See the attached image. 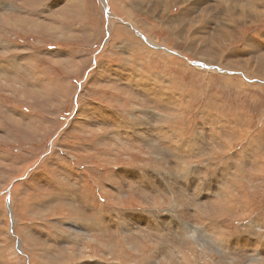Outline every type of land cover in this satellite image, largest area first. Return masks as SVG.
I'll use <instances>...</instances> for the list:
<instances>
[{
  "label": "rangeland",
  "instance_id": "rangeland-1",
  "mask_svg": "<svg viewBox=\"0 0 264 264\" xmlns=\"http://www.w3.org/2000/svg\"><path fill=\"white\" fill-rule=\"evenodd\" d=\"M119 1L0 0V264H264V0Z\"/></svg>",
  "mask_w": 264,
  "mask_h": 264
},
{
  "label": "snow or ice",
  "instance_id": "snow-or-ice-1",
  "mask_svg": "<svg viewBox=\"0 0 264 264\" xmlns=\"http://www.w3.org/2000/svg\"><path fill=\"white\" fill-rule=\"evenodd\" d=\"M61 2L63 3L64 0H61ZM14 63H16V58H12L8 61H0V71L9 70L10 66ZM88 115L92 118L93 123H100V122L109 123V121H104V120H102V118H100L96 115H93L91 113H89ZM117 134L118 133H115V132L111 133V135H117ZM108 138L109 137L105 136V137H102L101 139H108ZM171 159H172V157L169 156V160H171ZM190 171L194 173L196 171H199V169L191 168ZM188 173H189V170L186 169L184 171V173H182L181 178H183V176L187 175ZM32 179L34 182L38 183L41 186L46 184L49 188L53 189V193L47 199L46 203H53V202H56L59 200H64V199L70 198L69 194L55 180L48 179V178H41L40 176H34V177H32ZM189 190H190V186H189Z\"/></svg>",
  "mask_w": 264,
  "mask_h": 264
},
{
  "label": "bare ground",
  "instance_id": "bare-ground-1",
  "mask_svg": "<svg viewBox=\"0 0 264 264\" xmlns=\"http://www.w3.org/2000/svg\"><path fill=\"white\" fill-rule=\"evenodd\" d=\"M23 4H25V3H23ZM23 4H22V5H23ZM252 5L255 6L253 3H252ZM1 8H2V7H1ZM3 9H5V8H3ZM3 9H2V13H3V15H0V16H1V17H0V21L5 22V23H8V24H12V21H11V20H14L12 17H13L14 15H16V14L5 12V11H3ZM14 11H15V10H14ZM187 12H188V14H189V12L191 13L192 11H188V10H187ZM110 18H111V17H110ZM107 19H108V18H107ZM175 19H176L178 22L181 21L180 19H177V18H175ZM216 19L219 21V17H216ZM170 22H171V23L174 22L172 18L170 19ZM187 22H188V21H185V23H187ZM192 22H193V21H192ZM192 22H190V23H192ZM190 23L188 24V26H187L188 28H187L186 31H189V29H190ZM0 24H1V23H0ZM2 24H3V23H2ZM13 24H15V23H13ZM176 24H178V23H176ZM218 25H219V24H218ZM11 26H13V25H11ZM115 27H116V26H115ZM119 29H120V28H119ZM123 29H124V28H121L122 31H123ZM173 29H174V28L172 27L171 30L173 31ZM185 29H186V27H185ZM18 30H19V29H18ZM171 30H170V31H171ZM118 32H119V30H118ZM123 32H125V30H124ZM120 33H121V32H120ZM126 33H127V32H126ZM126 33H125V34H126ZM128 33H130V32H128ZM128 33H127V34H128ZM188 33H189V32H188ZM119 35H120V34H119ZM128 35H129V34H128ZM131 36H132V35H131ZM141 36H142V35H141ZM142 37H143V36H142ZM127 38H128V37L126 36L125 39H127ZM132 38H133V37H132ZM132 38H130V36H129V39H132ZM132 40H134V38H133ZM144 40H145V39H144ZM125 42H126V41H125ZM130 42H131V41H130ZM134 43H135V42H134ZM134 43L132 42V47H133V45L136 46V43H135V44H134ZM129 44H130V43H129ZM135 46H134V47H135ZM126 47H127V46H126ZM127 49H128V48H127ZM130 49H132V48H130ZM130 49H129V50H130ZM130 51H131V50H130ZM130 51H129V52H130ZM156 52H157V51H156ZM159 52H160V51H159ZM131 53H133V52H131ZM160 54H161V53H160ZM160 54H159V55H160ZM132 55H133V54H132ZM159 55L157 56V54H156L157 57H159ZM160 56H161V55H160ZM165 57H166V56H165ZM166 60H167V59H166ZM180 66H181V65H180ZM132 69H134V68H132ZM137 73H138V72H137ZM3 79H4V78H3ZM133 79H134V78H133ZM136 80H137V79H136ZM11 82H12V81H11ZM7 83H8V82H7ZM12 83H13V82H12ZM12 83H11V84H12ZM143 87H144V86H143ZM9 88H10V87H9ZM141 89H142V88H141ZM140 92H141V91H140ZM23 93L26 94L27 92H23ZM25 94L23 95L24 97L26 96ZM148 94H149V93H148ZM153 94H154V93H153ZM153 94H152V95H153ZM149 95H151V94H149ZM153 98H154V97H153ZM230 99H231V98H230ZM180 104H181V103H180ZM171 105H172V104H171ZM182 105H183V104H182ZM175 106H176V105H175ZM178 106H179V105H178ZM178 106H177V107H178ZM181 107H182V106H181ZM143 108L145 109L146 107H145V106H144V107L140 106V109H138V110H142ZM152 109H153V108H152ZM177 109H178V108H177ZM251 114H252V113H251ZM219 128H220V127H219ZM167 131H168V130H167ZM262 136H263V135H262ZM224 142H225V141H224ZM154 147H155V146H154ZM260 152H261V151H260ZM261 154H262V153H261ZM254 155H255V154H254ZM260 157H261V156H260ZM254 158H255V157H254ZM257 158H258V157H257ZM257 158H256V159H257ZM262 159H263V158H262ZM259 160H260V159H259ZM257 161H258V160H257ZM259 162H260V161H259ZM135 251H137V250H135ZM229 263H230V262H229Z\"/></svg>",
  "mask_w": 264,
  "mask_h": 264
},
{
  "label": "crops",
  "instance_id": "crops-1",
  "mask_svg": "<svg viewBox=\"0 0 264 264\" xmlns=\"http://www.w3.org/2000/svg\"><path fill=\"white\" fill-rule=\"evenodd\" d=\"M118 5H120V1H119V0H116V3H115V9H116V7H117ZM211 5L214 6V5H216V3L212 2ZM109 6H110V4H109ZM192 6H193V5H192ZM191 8H192V7H190L189 5H185L184 10H186V9H187V10H190ZM206 8H207V7H206ZM218 11H221L220 7L218 8ZM179 13H180V12H179ZM196 14H197V13H196ZM216 14H217V13H214V12L212 11V12H211V15H209V12H208L207 16L204 17L205 21L202 20V21L205 22V23H204V27H206V25H207L208 22H215L216 25H218V24H223V22H220V21H218V20L216 19V17H217ZM166 23H167V25H165V27L167 28V30L170 31V26H171L172 23H171L170 21H168V22H166ZM192 23H194V22H192ZM160 24L163 25V23H160ZM210 31H211V29H210ZM210 31H209V25H208V32L210 33ZM213 31H214V30H213ZM257 60H263V61H264V56L257 55Z\"/></svg>",
  "mask_w": 264,
  "mask_h": 264
}]
</instances>
